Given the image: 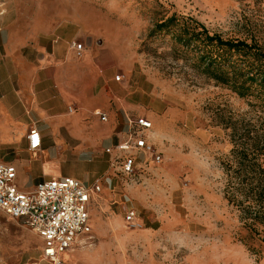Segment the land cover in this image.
I'll return each mask as SVG.
<instances>
[{
    "label": "rangeland",
    "instance_id": "rangeland-1",
    "mask_svg": "<svg viewBox=\"0 0 264 264\" xmlns=\"http://www.w3.org/2000/svg\"><path fill=\"white\" fill-rule=\"evenodd\" d=\"M173 13L224 38L254 37L264 45V0H0L1 42L13 32L30 49L33 32L63 24L65 35L80 33L75 40L87 54L111 52L112 106L118 96L152 115L163 154L160 164L140 166L132 177L115 167L109 173L108 155L97 154L105 145L83 146L77 138L86 134L71 129L74 137L55 148V165L87 184L101 180L102 191L91 234L61 256L63 264H264V231L250 233L228 204L223 166L232 148L227 124H262L264 110L255 96L207 76L192 53L175 51L169 34L150 35ZM15 110L27 118L22 103ZM36 183L24 177L26 189ZM130 208L142 226L126 221ZM41 246L34 231L0 210V264H49Z\"/></svg>",
    "mask_w": 264,
    "mask_h": 264
},
{
    "label": "crops",
    "instance_id": "crops-1",
    "mask_svg": "<svg viewBox=\"0 0 264 264\" xmlns=\"http://www.w3.org/2000/svg\"><path fill=\"white\" fill-rule=\"evenodd\" d=\"M61 26L54 25L50 32L38 35L33 32L31 36L36 44L32 49L21 44L23 35L12 32L6 42L0 39V152H5L0 162L17 167L16 183L23 191H30L24 185L25 176L37 183L63 176V170L55 165L58 155L55 148L68 135L73 136L74 127L86 134L84 140L77 138L83 146L85 143L90 146L91 142H97L94 145L97 147L105 145L97 154L108 155V172L115 174L113 156L106 149L129 138L136 127L132 119L144 116L152 121L154 118L142 113L140 105L118 96H114L118 102L113 107L111 52L100 49L87 54L85 44L86 50L78 56L72 43L80 33L67 36ZM18 102L23 104L25 119L15 110ZM73 104L79 107L76 113L70 111ZM97 111L107 114V121H102ZM33 127L39 129L43 139L42 148L36 152L28 148V135ZM153 129L154 124L146 135L162 151L153 137ZM9 150L14 154L10 155ZM145 158L143 154L138 156L139 167L144 166Z\"/></svg>",
    "mask_w": 264,
    "mask_h": 264
},
{
    "label": "trees",
    "instance_id": "trees-1",
    "mask_svg": "<svg viewBox=\"0 0 264 264\" xmlns=\"http://www.w3.org/2000/svg\"><path fill=\"white\" fill-rule=\"evenodd\" d=\"M163 33L170 35L175 51L192 53L207 76L242 97L255 96L264 110V45L254 37L251 42L224 38L195 18L177 13L157 22L150 35ZM227 127L232 148L223 162L224 196L244 227L260 235L264 231V121Z\"/></svg>",
    "mask_w": 264,
    "mask_h": 264
},
{
    "label": "built area",
    "instance_id": "built-area-1",
    "mask_svg": "<svg viewBox=\"0 0 264 264\" xmlns=\"http://www.w3.org/2000/svg\"><path fill=\"white\" fill-rule=\"evenodd\" d=\"M72 47L78 56L86 50L83 42L75 41ZM121 79L120 75L116 76ZM70 111H76L71 106ZM102 121L107 114L97 111ZM136 126L129 138L106 152L113 156L115 171L132 177L140 172L138 156L145 155L142 162L147 167L160 164L163 154L149 142L146 131L153 127L147 117L131 120ZM43 146L42 134L33 127L28 135V148L32 152ZM18 170L14 164L0 162V210L34 231L42 240V258L49 264H63L61 256L80 243L92 232V209L95 197L102 191L101 180L93 184L72 177L62 176L44 179L30 191L17 186ZM126 221L135 227L142 226L137 211H126Z\"/></svg>",
    "mask_w": 264,
    "mask_h": 264
}]
</instances>
